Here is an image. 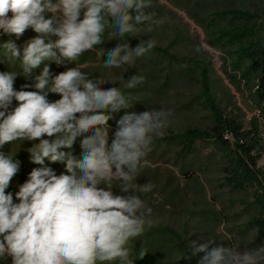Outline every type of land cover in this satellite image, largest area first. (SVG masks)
Instances as JSON below:
<instances>
[{
    "label": "clouds",
    "instance_id": "clouds-1",
    "mask_svg": "<svg viewBox=\"0 0 264 264\" xmlns=\"http://www.w3.org/2000/svg\"><path fill=\"white\" fill-rule=\"evenodd\" d=\"M153 0H0V60L19 61V71H0V259L11 264H135L131 242L154 226L153 209L140 194L150 193L151 182L139 183L150 167L152 145L170 126L171 112L161 107L125 112L116 121L109 143V121L133 107L132 97L104 73L93 76L86 66L52 75L45 64L34 84L14 87L46 61L58 66L75 64L104 43L106 33L125 41L99 49L103 69H121L155 47L151 38L131 47L125 36H141L164 20L147 11ZM82 16V18H81ZM36 35L21 47L27 30ZM55 37V39H51ZM143 78L132 76L131 89ZM34 88L35 90H23ZM60 98L54 102L49 94ZM16 106L13 107V102ZM48 137V138H44ZM77 158L70 151L77 139ZM24 141L34 167L14 193L7 191L20 172L16 158ZM38 141V142H37ZM62 163L59 175L45 161ZM101 185H106L102 187ZM117 187L121 194H114ZM18 201V202H17ZM198 264H264V247L240 251L222 243L192 241ZM146 250L139 252L143 259Z\"/></svg>",
    "mask_w": 264,
    "mask_h": 264
},
{
    "label": "rangeland",
    "instance_id": "rangeland-1",
    "mask_svg": "<svg viewBox=\"0 0 264 264\" xmlns=\"http://www.w3.org/2000/svg\"><path fill=\"white\" fill-rule=\"evenodd\" d=\"M228 1L237 7L244 6L250 10L264 9V0ZM154 2L153 7L158 10L156 17L163 18L164 23L153 32L141 33V36L136 38L140 40L151 38L155 41V47L166 48L180 59L185 58V61L192 59L203 65L208 70L207 82L195 71L186 76L171 75L167 63L153 61L156 63L151 65L152 79H156V82L142 83L140 89L136 86L129 89L125 87L127 81L132 76H138L140 72V69L136 68L137 62L131 66L125 65L121 69H103L102 64L106 57L98 54L95 56L93 51L85 53L75 64L58 66L53 61L45 63L51 66L52 75L83 64L86 66L85 70L90 71L93 76L104 73L106 78L111 77L113 83H121L129 91L132 99L138 101L143 111L163 107L172 114L165 135L157 138L152 145L148 156L150 167L138 178L139 183L151 182L154 185L150 193L140 195L152 207L155 222L144 235L131 242L132 259L139 258L141 250H146V253L159 250L166 255L160 264H198L202 253L190 260L184 257L190 255L192 241L203 243L206 240L235 247L240 251H255L264 247V237H259V227L255 224V219H264V177H260L253 187H248L244 191H232L225 184L221 169L223 166L215 155V146L212 142L208 140L198 142L197 156L187 160L177 157L176 152L181 146L174 140L171 143L169 138L182 135L188 128L198 127L205 130L209 127L213 114L201 105L203 102L201 95L206 87L209 88L220 110L228 116H238L245 129H249L251 120L258 117L263 138L264 119L260 116L250 91L243 85L238 87L233 84L225 73L222 52L209 44L206 32L187 12L176 7L175 4L180 2L177 0ZM177 29L180 30L179 37L175 35ZM35 35L36 33L29 29L18 40L15 36L11 38L22 47L25 41ZM5 37L9 39L7 35H2L0 40ZM51 39L54 40L55 37ZM123 42L118 38L114 44L98 45L94 51L99 52L101 48L108 50ZM129 45L135 47L133 44ZM3 62L5 63L4 59L0 60V63ZM13 63L12 66L15 67L16 64ZM42 66L43 64L36 68L37 75L42 71ZM166 82L167 85L163 86ZM138 90L140 91L135 93ZM59 98L56 94L48 95L50 102ZM132 103L135 105L133 101ZM134 108L135 106L114 114L115 123L125 112H134ZM115 130L116 126L109 132V143ZM82 139L83 137L78 138L72 149L63 150L70 151L80 158ZM30 146L31 142L22 143V148L17 153L21 161L22 174H17L13 178L7 191H18L19 185L27 179L32 168L40 167L31 162L27 151ZM5 148L7 152L10 146L5 145ZM45 165L53 168L58 175L64 172L62 163H51L46 160ZM258 169L264 175V151L261 153ZM188 170L193 172V177L184 175ZM112 191L114 194H121L117 187H113ZM0 264H11V258L9 257L7 261L0 259Z\"/></svg>",
    "mask_w": 264,
    "mask_h": 264
},
{
    "label": "trees",
    "instance_id": "trees-1",
    "mask_svg": "<svg viewBox=\"0 0 264 264\" xmlns=\"http://www.w3.org/2000/svg\"><path fill=\"white\" fill-rule=\"evenodd\" d=\"M153 0V5L155 4ZM180 4H175L177 8L183 9L189 14L207 34L208 42L215 49L222 52L224 56L225 73L231 82L238 87L243 85L250 91L251 97L255 102L260 116L264 119V9L250 10L244 6L237 7L228 0H177ZM149 12L158 11L153 6L148 9ZM180 30H176V37H179ZM8 38L5 37V41ZM104 43L114 44L118 37L106 33ZM124 39L129 44L136 46L140 39L127 35ZM125 42V41H124ZM123 42V43H124ZM110 47V45H108ZM108 49V48H107ZM95 56L98 52L93 51ZM155 55V56H152ZM84 57V56H83ZM5 63H0V71L16 70L19 71V61L15 67L6 59ZM175 54L170 53L166 48L154 47L144 56L138 58L137 69H140L139 77L143 78L142 83L154 81L152 79L153 72L151 65L153 61H163L168 64L171 75L186 76L193 71L198 73L201 79L208 81V70L201 64L196 63L192 59L185 61ZM46 63L43 64L42 68ZM189 65V66H188ZM51 69V66H49ZM177 70V71H176ZM177 73V74H175ZM40 74V73H39ZM132 72L129 74L131 75ZM36 69L32 71L30 77L20 76L15 81L16 90H21L25 84H34ZM169 81V77H167ZM136 85L138 89L141 84ZM167 85L164 84L163 86ZM102 88L119 87L125 94L129 91L123 87L121 83H106ZM23 90H35L34 88H24ZM140 90L135 91L138 93ZM203 100L202 106L209 109L213 118L207 129L198 127L188 128L182 135H176L169 138L172 143L177 141L181 146L177 150V157L189 159L197 156L198 142L210 141L215 146V155L223 166L224 181L227 187L232 191H244L248 187H253L260 177H264L263 173L258 169V162L261 159V153L264 151V138L262 137L261 121L258 117H254L250 122V128L245 129L243 122L238 116H228L220 110L216 105L215 99L210 93L208 87L201 95ZM135 103L134 112H142ZM13 107L16 102H13ZM111 128L116 126L113 120L109 121ZM28 142V141H24ZM9 146V145H7ZM6 152V148L0 149ZM17 159L18 155L16 156ZM187 159V160H188ZM185 165V164H184ZM18 174H22L20 171ZM193 172L188 170L184 172L187 177H193ZM13 193L14 191L11 190ZM255 224L259 227V237H264V219H255ZM166 257L162 251L147 252L143 259H133L135 264H160Z\"/></svg>",
    "mask_w": 264,
    "mask_h": 264
},
{
    "label": "built area",
    "instance_id": "built-area-1",
    "mask_svg": "<svg viewBox=\"0 0 264 264\" xmlns=\"http://www.w3.org/2000/svg\"><path fill=\"white\" fill-rule=\"evenodd\" d=\"M3 34H0V37L2 36Z\"/></svg>",
    "mask_w": 264,
    "mask_h": 264
}]
</instances>
